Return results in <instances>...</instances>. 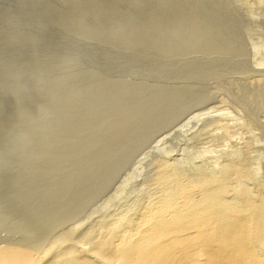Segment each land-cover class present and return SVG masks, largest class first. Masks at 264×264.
<instances>
[{"label": "rangeland", "instance_id": "obj_1", "mask_svg": "<svg viewBox=\"0 0 264 264\" xmlns=\"http://www.w3.org/2000/svg\"><path fill=\"white\" fill-rule=\"evenodd\" d=\"M243 3L3 0L1 32L17 33L0 38V244L50 247L67 229L84 238L101 221L123 216L122 225L157 204L175 183L170 176L208 174L211 58H264V49L248 50ZM222 112L232 123L236 112ZM81 240L99 260L98 243Z\"/></svg>", "mask_w": 264, "mask_h": 264}, {"label": "bare ground", "instance_id": "obj_2", "mask_svg": "<svg viewBox=\"0 0 264 264\" xmlns=\"http://www.w3.org/2000/svg\"><path fill=\"white\" fill-rule=\"evenodd\" d=\"M2 1L0 0V7ZM6 1L12 3L13 0ZM243 4L244 11L248 14L243 28L250 41L248 50L254 53L258 49H264V0H245ZM25 10L26 8H19L21 12ZM0 21H4L1 10ZM222 25H228L226 17ZM3 28L0 22V38L3 35L6 38L12 37L17 33L15 30L10 31V34H3ZM241 41L243 42L242 39ZM215 51L223 54L224 50L218 48ZM223 56L212 57L210 62V83L214 97L210 104L211 109L208 108L211 113L205 109V114L212 115L205 119L211 124L208 131L214 134L208 132L202 136L203 141L210 144L206 149L211 148L209 153L202 148L205 150L204 154H210L208 158L212 167L207 169L208 174L195 169L190 176L179 172L173 177L170 176L175 180V185L169 178L173 187L163 196L164 200L161 197L157 201L159 205L145 203L138 214L126 218L122 225L118 223L125 219L123 216L112 222L101 221L99 228L86 233L84 238H81L78 230L74 229L73 232L67 229L53 238L55 242L50 247H45L48 240L0 244V264H102L103 260L110 264H264V58L259 53L260 58L238 63L237 60ZM219 66L228 67L229 70H223L222 67L217 69ZM26 67L29 68L30 65ZM228 108L236 112L232 123L223 116H217ZM200 113L196 116L198 121L204 115ZM192 118L191 121L197 119ZM198 128L199 126L197 130ZM230 135L232 138L235 136V139L230 138ZM219 141L221 144L217 143ZM167 176L165 179L168 180ZM165 179L163 176L162 181L166 184ZM116 224L118 228H113L112 232L111 227ZM86 237L88 242L98 243L94 252L99 260L92 259L88 251L81 249L79 241ZM48 248H51L50 252ZM52 250L56 251L55 256L51 255Z\"/></svg>", "mask_w": 264, "mask_h": 264}]
</instances>
